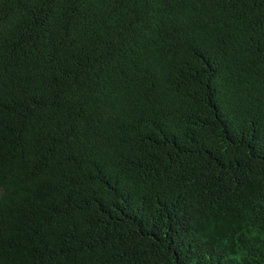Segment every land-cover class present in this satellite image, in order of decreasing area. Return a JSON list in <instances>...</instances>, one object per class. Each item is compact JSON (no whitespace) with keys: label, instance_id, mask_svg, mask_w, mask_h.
<instances>
[{"label":"trees","instance_id":"trees-1","mask_svg":"<svg viewBox=\"0 0 264 264\" xmlns=\"http://www.w3.org/2000/svg\"><path fill=\"white\" fill-rule=\"evenodd\" d=\"M0 264H264V0H0Z\"/></svg>","mask_w":264,"mask_h":264}]
</instances>
